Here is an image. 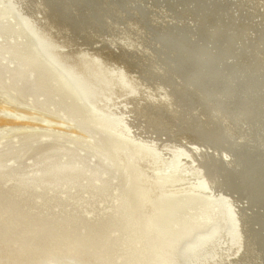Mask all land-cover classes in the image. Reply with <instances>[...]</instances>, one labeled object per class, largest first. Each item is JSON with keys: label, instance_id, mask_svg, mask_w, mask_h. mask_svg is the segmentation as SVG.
Returning a JSON list of instances; mask_svg holds the SVG:
<instances>
[{"label": "bare ground", "instance_id": "6f19581e", "mask_svg": "<svg viewBox=\"0 0 264 264\" xmlns=\"http://www.w3.org/2000/svg\"><path fill=\"white\" fill-rule=\"evenodd\" d=\"M1 3L0 36L12 38L6 48L14 64V69L9 64L0 66V90L9 85L13 91L7 97L0 95L3 99L15 104L19 96L30 92L44 95L47 104L52 105L54 101L58 104L61 91L67 103L72 98L105 130H113L116 137L111 139L123 157V165L142 160L144 173L158 186L159 192L152 196L155 203L142 210L148 216L156 208L159 215L155 222H145L157 246L163 234L158 225L163 224L166 215L176 216L187 199L209 206L210 211H215L214 200L218 202L219 220L214 226L209 221L194 233L183 229L181 241L188 239L182 241V247L179 241L180 245L170 252L173 263L264 264V0ZM12 10L19 12V19L12 17ZM6 73L11 75L8 82ZM64 87L66 92L61 90ZM59 104L63 107L66 103ZM1 108L2 147L11 142L7 134L19 133L29 124L39 122L45 129L65 127L63 121L36 116L35 111L9 104ZM66 111L60 114L64 119L72 117L91 133H99L94 127L101 124L80 113L81 121H77V115ZM99 136V155L91 147L86 148V153L95 154L93 162L100 166L93 175L85 176V170L72 164L53 166V158L60 154L71 161L75 150L55 148L50 143L31 146L22 156L43 154L38 164L42 174L33 179L22 174L10 177L3 161L16 154H9L10 149L0 151V197L6 199L0 198V225L4 223L7 228L5 238L16 239L10 232L14 225L8 226L15 218L19 221L16 230L25 227L21 229L27 246L44 245L54 251L63 247L77 250L72 246L85 245L80 254L84 258L48 251L47 255L39 253L19 261L8 248L0 255V264H97L93 260L102 262L106 258L98 248L113 218H118L115 213L119 209L113 208L119 205L117 189L126 188L128 177L114 165L110 152L100 145L103 136ZM29 138L18 141L14 150L21 152L22 145L31 141ZM127 149L131 157L121 154ZM170 168L173 172L168 173ZM107 172H114L115 179H109ZM169 174L177 180L168 187L160 185ZM116 184L112 205L98 215L101 206L91 215V207H81L85 197L79 195L76 202L68 200L77 190L60 203L53 201L59 190L82 192L95 186L92 201ZM40 196L43 198L36 201ZM141 201L145 205L146 201ZM193 207L190 205L183 213L188 223L197 222L188 214ZM119 223L123 224V216ZM90 231L95 233L91 237ZM140 237L139 231L132 235L134 241Z\"/></svg>", "mask_w": 264, "mask_h": 264}, {"label": "water", "instance_id": "95a60500", "mask_svg": "<svg viewBox=\"0 0 264 264\" xmlns=\"http://www.w3.org/2000/svg\"><path fill=\"white\" fill-rule=\"evenodd\" d=\"M2 0H0V4ZM12 17H14L15 19H19V12L17 10L11 12ZM29 37V36H28ZM30 39V38H29ZM61 76H64L63 74H60ZM60 76V77H61ZM61 80L63 81V78L61 77ZM61 81V82H62ZM64 83V82H63ZM67 89V87L61 88L62 91L66 92L65 90ZM59 102H58V106L60 107V102L69 104H63V108L64 109H69L73 115H77L78 117L76 118L77 121H81V117L78 115L80 113V115L82 117H88L90 120H94L97 124H101L96 120L95 116H92L91 114H88L87 112H84L83 110H81L73 101V99L71 98L69 103H67L64 99H67L66 96H64L63 93H61V91H59ZM92 113H94V111H91ZM26 118V117H25ZM22 119H24V116H22ZM103 124H101V126H95L94 129L99 131V134H101L102 138V143H100V145H102L104 147V149L106 148L108 150V152H110V154L112 155L111 157L114 159V165L119 168L121 170V172L124 173V176L128 177L125 178L127 180V185L126 188H122L120 187L118 190V195H117V201H119V205L118 203H116V206H113L114 210L119 209L118 211H116V215H118V218H113V224L111 226H109L110 229H108L102 239V246L99 247L98 249H100L101 253H104L105 255V259L101 260L102 262H98V260H93L95 263L97 264H111V262L109 260L112 261H119L118 264H152L153 262L155 264H175L173 263V261L171 260V255L170 252L173 251V249L176 247H178L181 244V247L183 245V242L186 241L188 238H185V240L183 239L181 241V235H182V231L184 228H187V230H189L188 233H194V231H196L197 229H199L200 227L203 226V223H208L209 221H212V223H208L211 226H214V223H216L217 220H219V211H220V206L218 204V202H216L214 200V204L216 205L215 211L211 210V208L209 206H200L199 204H197V202L195 200H190L187 199L186 202L183 203L182 208L179 209V211H177L178 214H176V216L167 217L161 221L163 222V224H159L158 226H160V231L163 233L162 234V243L160 245H155L156 241H154V239H152L151 237H149V235H152L153 233L150 231V229L148 228L149 224L145 222L148 219H151L153 222H155L156 220H158V213H156V208H153L151 210V213L147 216L144 214H142V210L147 208H150L153 203H155V201L153 202L152 200V196L153 193H155V191L159 192L158 190V186H156V184L152 182L151 177L147 176V173L145 174L143 169L141 168V161L137 162L136 164H132V162L130 161V163H127V166L123 165L124 164V160H122V158L120 157L121 155L118 153L117 149L115 148V144L112 141L111 137H116L115 134L112 131L109 130H105L103 127ZM105 126V125H104ZM106 127V126H105ZM108 128V127H106ZM109 129V128H108ZM111 139V140H110ZM118 139V136L116 138ZM47 141H52L50 139H48ZM104 141L106 143H104ZM120 142H122V140H119ZM41 142V141H38ZM45 142V141H43ZM37 142L34 143L35 145H39L36 144ZM121 154L126 157L130 155V150L127 149V151L125 152V150H123V152H121ZM138 158V157H137ZM168 173H170V171L173 172V169H168ZM140 173V174H139ZM167 177V178H166ZM164 177V181L162 180V184L160 185H169L171 182H175L177 179V177L175 175H171L169 174L168 176ZM120 178V176H119ZM118 178V179H119ZM146 184V185H142V184ZM117 185V184H116ZM161 186V187H162ZM168 187V186H166ZM172 187V184H171ZM160 188V187H159ZM169 190V188H168ZM161 191V188H160ZM156 194V193H155ZM97 195V194H96ZM2 198V197H0ZM100 197L98 196V199ZM167 198V197H165ZM173 197H169L168 199H171ZM3 200H6L5 198H2ZM143 200V202H145L143 205L141 200ZM174 199V198H173ZM97 201V198H96ZM141 201V202H139ZM166 204V203H165ZM190 205H194L193 208L189 209L192 212L188 213L191 214L192 217L196 218L197 222H186L187 221V216H184L183 213L187 212L188 210H186L188 207H190ZM212 205V204H211ZM213 206V205H212ZM145 207V208H144ZM167 207V206H166ZM167 209V208H166ZM127 213L129 215L130 218H128V216L125 214ZM209 212V217H211V219L207 218V213ZM196 213V214H194ZM137 216H135V215ZM200 215H202V218H200ZM120 216H123V224L120 225L119 221H120ZM207 218V219H206ZM13 219V220H12ZM9 222H8V226L14 225L11 227V231L13 236H16V239H8L5 238L6 232H7V228L5 227L4 223L1 226L0 225V255H3L5 253H7L8 248L11 249V251H13V253L16 255L15 260L19 261L18 259H24L27 257H34L39 253H43L44 255H47L49 253H47L48 251H50V253L52 252H56V253H64V252H68V253H72L75 256H79L84 258L82 255L83 252V248L85 247V245H80L77 244L76 246H72V247H78L76 248L77 250H75V248H57L54 251L52 250H47V248L42 245V246H38L37 244H31L30 246L28 245V242L25 241L24 235L25 233L23 232V230L21 228H25L24 226H21L20 229L16 230L17 226H15V223H19L18 220H16L15 218H12ZM169 220V222L167 223V220ZM206 220V221H204ZM152 221H148V222H152ZM159 222V223H161ZM119 223V224H118ZM157 223V222H156ZM213 224V225H212ZM68 227V225L66 226ZM29 228V227H27ZM33 231H36L37 229L32 228ZM155 229H157L155 227ZM113 230H115L116 232H113ZM9 231V230H8ZM136 231H139L141 233V237L139 240H133L132 239V235L135 234ZM90 237L93 236L95 233L94 231H90L89 232ZM143 234V237H142ZM26 238H29L28 236H26ZM22 239V240H20ZM37 240V239H35ZM124 241L121 242V250L118 251L117 249V245L120 241ZM160 240V239H159ZM158 240V242H159ZM15 241V243H14ZM181 241L179 244L178 242ZM25 245H23V243H26ZM54 242L56 244H59V240H54ZM161 242V241H160ZM33 243V242H31ZM35 243V242H34ZM56 244H54V246H57ZM61 246H63V244H59ZM89 247V246H88ZM123 247V248H122ZM52 251V252H51ZM10 254V253H8ZM92 257V256H90ZM113 257V258H112ZM117 257V258H116ZM169 257V258H168ZM92 259V258H89ZM150 259L152 260V263H150ZM9 261H12L13 259L9 258ZM14 263V262H13ZM19 264V262H17ZM153 263V264H154Z\"/></svg>", "mask_w": 264, "mask_h": 264}, {"label": "rangeland", "instance_id": "374dc122", "mask_svg": "<svg viewBox=\"0 0 264 264\" xmlns=\"http://www.w3.org/2000/svg\"><path fill=\"white\" fill-rule=\"evenodd\" d=\"M9 42H12V38L10 36L6 34L0 36V66L3 67L9 64L10 67L14 69L13 62L12 63L10 62L12 58L10 59V53H8L7 48H6V45ZM10 77H11L10 73L4 74V78L5 79L7 78V82L9 81L8 78ZM10 89L11 87L9 85H6L3 89L0 90V95L7 97L8 94L10 93L13 94V91H11ZM2 96H0V111L2 109L1 107L6 106V104H9L13 106V108L14 107L19 108L20 110H25L28 112L35 111L34 115L36 116L45 115L52 120L63 121L64 126H65L62 129L46 126L47 129H45L42 124L37 122V124H29L27 128H25L23 131L19 133L18 131H16V132H12L11 134H7V135H10L11 142L9 145L4 144L3 147H2L3 144H1L2 142H0L1 144L0 148L2 147L0 151H2L3 149H10L12 152H10L9 154L11 153L16 154V155H13L15 157L7 158L3 161L5 166L8 167L7 170H8L10 177H13L17 174H22L26 178H32L33 176H39V174H42V169L38 170V164L41 162L43 154H37V155L35 154V157L22 158L23 154L27 153L26 150L29 147L34 146L35 142H37L36 144H39L35 146H40V145H45V144L46 146H49L50 143H54L55 148H59L62 146L74 148L75 150V153L73 151L74 158L71 161H70V158L67 160L66 155L60 154L58 157L53 158L56 161L53 166L59 167L60 165H65L64 163H66L67 165L72 164L75 168L81 167L82 171L85 170V176L86 174L93 175V173L100 171V168H99L100 166L93 162L94 160H96L95 154L92 151L91 152L89 151V153H86V148H88L89 150L90 147L95 152H98L96 145L98 144V141L100 138V136L98 137L99 133H91V131H88L81 125L77 124L76 121L72 119V117H68V119H64L60 114L61 112L66 113L67 111L63 107H59L58 104L55 103V101L53 102L52 105H48L47 104L48 100H46V97L44 95H40V94L37 95V94H32L30 92H26L25 95L19 96L21 98L19 97L17 98V101L15 102V104L9 103L8 99H5V98L3 99ZM1 114H7V113H1ZM24 119L27 120L31 118L24 117ZM71 128H74L76 132L75 133L71 132L70 130ZM2 137L3 136H1L0 139H3ZM27 137H30L29 139L31 141L22 145V148L20 149L21 152L14 150V148L17 147L16 144L19 143L18 141H24L26 140ZM48 139L52 141H47ZM38 141H41V142H38ZM64 150L62 151V153L63 152L65 153ZM98 155H99V152H98ZM98 159H100V156L98 157ZM79 165H82V166H79ZM109 173L110 172H107L106 174L107 176L110 175L109 179L111 180L115 179L116 175H113L115 173L114 172L110 174ZM90 175L87 179L91 178ZM96 184L98 183L96 182ZM116 189H117V185L111 188L104 189L105 191L98 193L100 198L97 199V201L96 199L92 201L90 199L91 196L97 192L95 186L82 189L83 190L82 192H78V189H75L73 191V188L72 189L70 188L67 191L59 190L54 193L53 201L55 203L56 202L60 203L61 201L65 200L64 198H67V194H69L70 192H71L70 194H72L73 192L77 190L75 193H73L72 198L68 200L71 202H74V201L76 202L77 199L79 198L78 197L79 195L80 197L83 196V198L84 197L85 198L83 199L84 203L83 202L80 203L81 207L83 209L91 207L92 208V210L90 209L91 210L90 215H91L95 213V209L97 206H98V209L101 206L100 207L101 209L99 210V212L95 214V215H98L102 212V210L104 211L109 210V207L112 205L111 199H113V197L117 194V193H114V191L117 192ZM40 198H43V196L38 197L36 201L38 200L40 201Z\"/></svg>", "mask_w": 264, "mask_h": 264}]
</instances>
